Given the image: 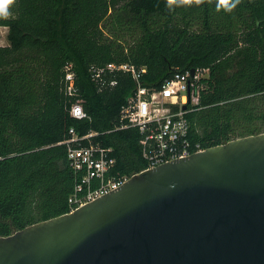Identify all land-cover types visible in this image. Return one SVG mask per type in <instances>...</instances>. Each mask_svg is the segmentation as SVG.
Returning a JSON list of instances; mask_svg holds the SVG:
<instances>
[{"label":"trees","instance_id":"trees-1","mask_svg":"<svg viewBox=\"0 0 264 264\" xmlns=\"http://www.w3.org/2000/svg\"><path fill=\"white\" fill-rule=\"evenodd\" d=\"M0 26V237L70 213L82 173L67 144L111 150V178L147 170L144 135L121 128V110L139 84L159 90L175 73L209 70L199 103L187 105L189 140L201 150L264 133V0H13ZM74 65L75 95L65 68ZM146 68L140 81L92 67ZM81 102L88 116L71 115ZM98 180L94 181V186Z\"/></svg>","mask_w":264,"mask_h":264},{"label":"water","instance_id":"water-1","mask_svg":"<svg viewBox=\"0 0 264 264\" xmlns=\"http://www.w3.org/2000/svg\"><path fill=\"white\" fill-rule=\"evenodd\" d=\"M0 264H264V133L142 171L0 237Z\"/></svg>","mask_w":264,"mask_h":264},{"label":"built area","instance_id":"built-area-1","mask_svg":"<svg viewBox=\"0 0 264 264\" xmlns=\"http://www.w3.org/2000/svg\"><path fill=\"white\" fill-rule=\"evenodd\" d=\"M130 73L135 80L140 81L146 73V68L137 69L134 65L124 63H109L104 67H92L91 79L101 88L115 86V80L110 81L108 73ZM209 70H194L175 73L159 90H151L139 84L135 97L128 100L121 110V128H137L144 135L142 141L143 156L148 162V168L153 169L170 161L189 157L201 152L200 146H192L189 140L190 125L186 117L187 105H197L201 90L200 81L207 77ZM76 74L74 65L65 68L67 92L75 95ZM71 115L79 120L88 118L83 105L78 102L73 105ZM95 133L79 136L74 129L70 130L71 138L60 144H67L71 165L82 173L81 182L75 193L70 197V213L95 201L103 195L123 185L127 178H111L107 173L114 167L116 160L111 157V150L101 146L85 145L84 141ZM98 185L94 186V181Z\"/></svg>","mask_w":264,"mask_h":264},{"label":"crops","instance_id":"crops-1","mask_svg":"<svg viewBox=\"0 0 264 264\" xmlns=\"http://www.w3.org/2000/svg\"><path fill=\"white\" fill-rule=\"evenodd\" d=\"M9 29L7 27L0 26V47L9 46L10 42L8 39Z\"/></svg>","mask_w":264,"mask_h":264},{"label":"clouds","instance_id":"clouds-1","mask_svg":"<svg viewBox=\"0 0 264 264\" xmlns=\"http://www.w3.org/2000/svg\"><path fill=\"white\" fill-rule=\"evenodd\" d=\"M13 3V0H0V16H7L9 5Z\"/></svg>","mask_w":264,"mask_h":264}]
</instances>
